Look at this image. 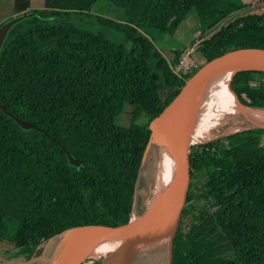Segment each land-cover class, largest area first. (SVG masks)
<instances>
[{
  "label": "trees",
  "instance_id": "1",
  "mask_svg": "<svg viewBox=\"0 0 264 264\" xmlns=\"http://www.w3.org/2000/svg\"><path fill=\"white\" fill-rule=\"evenodd\" d=\"M97 1L44 0L10 29L0 50V102L79 163L69 165L56 142L0 110V242L10 245L0 249V264H58L35 260L52 239L63 242L76 227L124 220L145 208L155 197L151 127L180 84L215 52L264 45V13L238 16L254 0H104L122 10L120 21L94 15ZM192 9L199 37L189 47L190 68L174 71L186 48L166 58L150 35H173ZM46 13L94 18L123 41L70 24L41 25ZM230 78L212 89L237 103L232 90L243 106L264 112V71ZM197 103L217 104L210 97ZM238 117L239 124L223 129L238 131L197 145L170 253L172 230L163 237L170 264H264V126ZM59 252L57 246L53 256Z\"/></svg>",
  "mask_w": 264,
  "mask_h": 264
},
{
  "label": "water",
  "instance_id": "2",
  "mask_svg": "<svg viewBox=\"0 0 264 264\" xmlns=\"http://www.w3.org/2000/svg\"><path fill=\"white\" fill-rule=\"evenodd\" d=\"M27 16H29V14L23 13L0 25V50L10 29ZM244 59L264 61V45H235L206 57L194 67L187 78L180 84L178 92L170 105L153 123L151 127L152 130L154 126L157 125L156 123L159 125L160 121L170 117L178 128V134L181 138V161L175 185L170 187L166 192L155 196L145 208L132 213L127 219L114 222H98L74 228L63 240L59 254L45 258L44 260H56L58 264H85L98 238L116 234L132 236V241H130L128 246L117 251L115 258L117 263H115L112 258L110 259L111 263L126 264L131 256L126 262H124V257L135 252L138 240L143 234L159 229L165 225L175 223L168 243V250L170 253L173 233L182 215L193 180L196 149L202 124V111L191 103L189 100V93L212 69L229 61ZM0 110L22 129L37 130L56 142L64 151L69 165L77 168L79 167V163L73 158L63 144L37 128L31 122L23 120L7 111L1 102ZM39 259L40 258H37L35 260L39 261ZM106 263L108 264L110 262L107 261L105 264Z\"/></svg>",
  "mask_w": 264,
  "mask_h": 264
},
{
  "label": "rangeland",
  "instance_id": "3",
  "mask_svg": "<svg viewBox=\"0 0 264 264\" xmlns=\"http://www.w3.org/2000/svg\"><path fill=\"white\" fill-rule=\"evenodd\" d=\"M5 2L8 4V7L4 9V13L7 16H11L13 14L18 15L19 13H22V11H16L14 7V0H5ZM33 7H37V5H42L43 0H32ZM36 2V3H35ZM28 8L30 5L28 4ZM92 13L94 15H100L102 17H109L111 20H116L120 18V20L123 17V12L121 9H118L114 6H112L110 3L104 1V0H98L92 9ZM248 13H264V0H254L251 7L244 10L243 12L238 14V16H241L243 14ZM51 13H46L47 17L41 21V25H74L76 27L86 28L90 31L101 33L108 39L120 43L123 41V34L121 32H116L112 29L102 27L100 26L94 18H88L83 15H71V16H52ZM107 18V19H109ZM119 20V21H120ZM228 20L221 23L219 26H217L213 31L205 35V38L210 37L212 34H214L216 31H218L221 26H223ZM26 25H29L28 22L25 23ZM27 28V27H26ZM199 24L198 19L195 10H190V12L187 13L185 16V20L180 24V28L178 30V34L182 37V43L187 46L181 47L182 43L173 41V53L172 51H169L168 54L169 58H172L174 56V50L179 52V50L186 48V51L191 50L189 47L191 46V42L196 41L199 37ZM150 35V34H148ZM152 38V36L150 35ZM156 40H160V38H155ZM176 42V43H175ZM180 47V48H179ZM128 111H130V108H127ZM211 113V114H210ZM205 114V115H204ZM258 114V115H257ZM255 114V117H252V119L255 121V126L262 127L264 126V112H259ZM261 116V117H260ZM248 120V119H246ZM130 121V116L128 114H124L121 117V123L127 125ZM240 117L236 115L231 114H223L219 111L217 112H204L202 114V124L198 139V144H204L208 140H212L215 137H219L221 135L229 134L235 131H238L240 127L235 126L231 130L227 131L226 133L223 131V129L229 125V124H239ZM260 123V124H259ZM157 125L154 126L153 129V162H154V182H155V190H154V196L158 195V192L162 190V181L164 182V174L161 168V159L167 158L172 154V146L174 142L177 139L178 136V128L175 125V123L172 121L170 117L165 118L164 120L156 123ZM206 127V129H205ZM232 131V132H231ZM203 142V143H202ZM209 142V141H208ZM135 212V211H134ZM175 226V223H171L168 225H165L158 229L160 234H163L164 232L169 233L171 230H173V227ZM164 229V230H162ZM151 234V232H150ZM118 243L109 249L106 252H93L89 254L88 259L86 260L85 264H94L95 261H104L110 262V259L116 261V255L117 251L122 248H126L130 241H132L131 235H122L118 238ZM163 240V239H162ZM62 244L60 238H54L52 239L45 247L44 250V256L39 259V261H44L45 258L52 257L53 252L55 248L58 246L60 247ZM167 244V238L163 240L161 244H157L153 247H146L142 251H138L136 255V259H134V262L132 264H168L167 262V253L166 251L161 252L163 250V246L166 248ZM7 243L0 242V249L7 248ZM165 250V249H164ZM133 254H130L128 256L124 257V262L130 258ZM57 262V261H56ZM58 263V262H57ZM108 263V264H110ZM111 263V264H115ZM107 264V263H106Z\"/></svg>",
  "mask_w": 264,
  "mask_h": 264
},
{
  "label": "bare ground",
  "instance_id": "4",
  "mask_svg": "<svg viewBox=\"0 0 264 264\" xmlns=\"http://www.w3.org/2000/svg\"><path fill=\"white\" fill-rule=\"evenodd\" d=\"M255 69L264 70V61L255 60V59H244V60H233L224 63L212 69L191 89L189 93V100L194 106H196L202 111V114L207 111L209 112L212 111L214 113L216 111L217 112L219 111L220 113L223 114L242 116L248 120L252 119V117H255L256 116L255 114L259 113V111L243 106L238 101L234 92L231 90L230 83H229V88L233 93L237 103L230 101L229 99L216 93L212 89V86L215 83L229 76H231L230 78V82H231L232 77L238 71L255 70ZM202 97H210L214 99L218 105L217 104L199 105L197 101ZM180 161H181V138L180 135L178 134L177 139L172 146V154L167 158L161 159V168L164 174V182L162 181L163 187L162 190L158 192V194L167 191V176H168V190L170 187L175 185L177 181V175L179 172ZM121 236L122 235L113 234L98 238L95 241V246L91 249L90 252L93 253V252L108 251L109 249L114 247L112 246V244L116 245L118 243L119 241L118 238Z\"/></svg>",
  "mask_w": 264,
  "mask_h": 264
},
{
  "label": "crops",
  "instance_id": "5",
  "mask_svg": "<svg viewBox=\"0 0 264 264\" xmlns=\"http://www.w3.org/2000/svg\"><path fill=\"white\" fill-rule=\"evenodd\" d=\"M32 3H33L32 0H14V7H15L16 11H20V12L22 11V13H19L18 15L23 14V13H29V11L33 10V9H42L44 0H43L42 5H40V6L37 5V7H33ZM28 4L30 5L29 8L27 7ZM6 6L8 7V4L5 2V0H0V25L5 23L7 20H9L11 18L18 16L15 14H13L11 16H7L4 13V9L6 8ZM93 7L91 8V12H92ZM116 20H120V18H118ZM184 20H185V18L183 19V21ZM182 22H181V24H182ZM179 28H180V25L173 35H165L160 40H156L155 38H151L152 42L154 43L156 48L164 56H166V58H169L170 53L168 54V52L173 49V41L174 40L176 42L180 41L182 43L181 40H182V37H184V36H181L178 34ZM183 46H187V45H184L182 43L181 47H183ZM162 230H164V229H162ZM158 231H159L158 229L150 231L151 234H150V232H148V233L143 234L139 238L137 248H136L135 252H133V255L131 256L130 260L126 264H132V262H134V259H136V255H137L138 251H142L146 247H153V246H155L157 244H161L163 242V240H164L163 237H164L165 232L163 234H160V232H158ZM147 244H149V246H146Z\"/></svg>",
  "mask_w": 264,
  "mask_h": 264
},
{
  "label": "built area",
  "instance_id": "6",
  "mask_svg": "<svg viewBox=\"0 0 264 264\" xmlns=\"http://www.w3.org/2000/svg\"><path fill=\"white\" fill-rule=\"evenodd\" d=\"M172 51V53H173V49L171 50ZM174 51H176V50H174ZM191 53V50H189V51H186L183 55H182V57L180 58V60H179V64H177V65H173L172 64V70H174V71H178L179 69H189L190 68V66H186V63H187V60H188V58H189V54ZM185 67V68H184ZM217 137H215V138H213L212 140H214V139H216ZM212 140H208V141H212ZM207 141V142H208ZM206 142V143H207ZM132 213H134V211L132 212Z\"/></svg>",
  "mask_w": 264,
  "mask_h": 264
}]
</instances>
